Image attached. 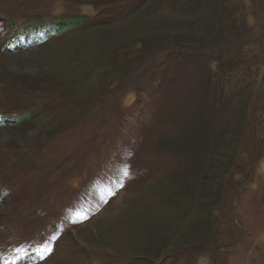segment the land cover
<instances>
[{
  "label": "rangeland",
  "instance_id": "374dc122",
  "mask_svg": "<svg viewBox=\"0 0 264 264\" xmlns=\"http://www.w3.org/2000/svg\"><path fill=\"white\" fill-rule=\"evenodd\" d=\"M188 4L0 0V264H264V0Z\"/></svg>",
  "mask_w": 264,
  "mask_h": 264
},
{
  "label": "trees",
  "instance_id": "16d2710c",
  "mask_svg": "<svg viewBox=\"0 0 264 264\" xmlns=\"http://www.w3.org/2000/svg\"><path fill=\"white\" fill-rule=\"evenodd\" d=\"M217 1H220V0H185V2H187V3H195L196 5H198V8L200 7H202V8H204V7H206V5H210V6H215L214 7V9H216L217 8ZM188 4V5H189ZM206 12H208V11H206ZM217 39H219L220 40V38L218 37ZM216 38H212V41H215V45L217 44V42H218V40H217ZM242 46V45H241ZM242 51L243 52H240V53H242L243 54V56H247L248 55V53H247V50H246V52H244V50L242 49ZM231 59V58H230ZM228 60L229 61V63H230V61L231 60H233L234 59V56H232V59L231 60ZM231 79V78H230ZM244 85V84H243Z\"/></svg>",
  "mask_w": 264,
  "mask_h": 264
}]
</instances>
